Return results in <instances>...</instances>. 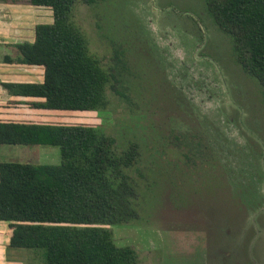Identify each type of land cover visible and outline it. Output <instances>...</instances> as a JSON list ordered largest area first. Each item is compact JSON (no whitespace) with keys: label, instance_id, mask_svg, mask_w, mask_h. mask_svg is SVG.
<instances>
[{"label":"rangeland","instance_id":"1","mask_svg":"<svg viewBox=\"0 0 264 264\" xmlns=\"http://www.w3.org/2000/svg\"><path fill=\"white\" fill-rule=\"evenodd\" d=\"M18 3L25 38L52 21L50 7ZM70 19L108 73L105 104L42 108L36 121L93 124L118 153L138 143L127 168L138 217L97 225L134 247L139 264H264V88L207 0H76ZM20 145L33 150L0 159L60 162L57 145ZM24 257L45 264L41 247Z\"/></svg>","mask_w":264,"mask_h":264},{"label":"trees","instance_id":"2","mask_svg":"<svg viewBox=\"0 0 264 264\" xmlns=\"http://www.w3.org/2000/svg\"><path fill=\"white\" fill-rule=\"evenodd\" d=\"M75 1L30 0L50 7L52 21L36 23L32 40L15 43L18 56L4 59L42 65L43 79L2 82L10 93L42 97L33 104L44 108L105 104L108 73L70 19ZM207 4L231 35L244 70L264 88V0ZM0 143L49 144L60 150L59 163L0 161V219L10 221V246L43 248L45 264H139L134 247L116 244L109 229L97 225L138 217L137 186L127 171L138 155L137 142L118 153L113 136L93 124L0 120Z\"/></svg>","mask_w":264,"mask_h":264},{"label":"crops","instance_id":"3","mask_svg":"<svg viewBox=\"0 0 264 264\" xmlns=\"http://www.w3.org/2000/svg\"><path fill=\"white\" fill-rule=\"evenodd\" d=\"M18 1L20 0H0V23L5 24L6 26V30L3 29L2 32L0 30V42H2L1 48L4 49V54L1 59L5 63L3 64V70H0V120H18L40 123V121L36 120L37 118H42L43 114L39 112L38 109H42L44 107L35 106L33 102L43 100V98L31 95L12 94L2 84V82L5 81H42L43 79L42 65L28 64L15 60L6 61L4 59L5 55L11 56L13 59L18 56L19 51L15 45L16 42L23 40H32L34 37V32L32 36L31 30L30 33L28 32L26 35L29 36L30 34V37H24L23 31L25 29L20 25V21H17V16L20 13V10L17 8ZM21 1L33 5L30 0ZM38 9L39 8H37L36 11H38ZM10 24H17L19 28L10 30L8 28ZM30 65H32L33 69L35 70H30L29 72H24L22 70ZM41 123L44 122L42 121ZM0 144H2L0 146L1 156L6 150L11 148L20 150H33V148L30 147H22L20 145L21 143ZM3 160L5 159H0V161ZM15 161L32 162L28 158H23V160ZM9 222V220L0 219V264H25L24 249L27 248L13 247L9 245V237L11 234V226Z\"/></svg>","mask_w":264,"mask_h":264}]
</instances>
